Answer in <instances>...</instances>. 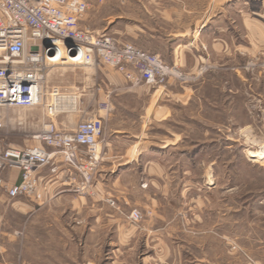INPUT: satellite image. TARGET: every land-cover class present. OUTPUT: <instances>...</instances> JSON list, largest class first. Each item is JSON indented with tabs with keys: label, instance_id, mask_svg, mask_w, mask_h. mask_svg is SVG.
<instances>
[{
	"label": "crops",
	"instance_id": "obj_1",
	"mask_svg": "<svg viewBox=\"0 0 264 264\" xmlns=\"http://www.w3.org/2000/svg\"><path fill=\"white\" fill-rule=\"evenodd\" d=\"M86 1L88 9L78 23L81 29L156 53L187 74L205 64L236 72L243 43L250 50L264 36V0ZM44 86L46 91L58 87L63 95L75 96V106L63 98V109L53 115L43 106L0 107V150L42 146L56 166L55 172L48 165L36 171L39 200L10 198L7 189L19 181L20 170L0 171V249L15 251V259L18 250H25L24 256L31 259L28 264H44L48 242L36 235L43 236L51 226L58 237L59 232L63 237L78 229L85 235H103L104 260L111 264H124L122 251H129V242L138 237L146 242L143 246L151 242L163 252L166 264H252L242 263L232 255L235 252L220 259L219 251L226 245L220 235L239 230V216L226 217L233 221L232 229L223 225L224 215L223 222L219 218L204 229V175L193 177V149L186 146V129L161 130L168 122L191 120L186 113L192 101L191 84L134 85L122 73L98 63L49 68ZM105 104L108 109L102 108ZM175 105L184 113L177 114ZM91 116L102 119L104 141L91 183L80 188V172L38 134L48 123L58 132H73L79 121ZM131 208L148 213L140 225L131 224L122 214ZM183 210L193 215L186 225L178 219ZM22 233L23 239H18ZM204 234L217 236L216 252ZM195 247L199 256L192 253ZM30 250L41 251L39 262L34 261L36 255H27ZM156 255L160 259L152 252L143 255L141 262L148 263Z\"/></svg>",
	"mask_w": 264,
	"mask_h": 264
},
{
	"label": "rangeland",
	"instance_id": "obj_2",
	"mask_svg": "<svg viewBox=\"0 0 264 264\" xmlns=\"http://www.w3.org/2000/svg\"><path fill=\"white\" fill-rule=\"evenodd\" d=\"M246 44L242 45L236 72L222 71L219 67H207L205 64L199 66L195 73L187 74L161 57L172 69V74L151 86H164L169 81L192 85V101L186 110L187 115L191 114V120L177 119L176 122H168L161 130L186 129V146L193 149V177L200 179L204 175V229L211 228L219 218L223 222V215L226 219L223 225L232 229L233 221L226 217L232 213L239 216L236 222L239 230L220 235L225 236L226 243L219 251L220 259L227 252H235L237 254L232 255L240 257L242 263L264 264V157L254 158L253 155L254 152L264 155V36L258 38L253 49H247ZM175 108L177 114L184 113L179 105ZM108 202L117 207L114 200L108 199ZM132 209L138 208L122 214L131 224L140 225L148 213L138 209L142 218L134 222L127 218ZM181 212L178 219L186 225L193 215L188 210ZM49 229L43 236L36 235V238L48 242L49 256L42 258L44 264H111L104 260L103 235H85L83 229H78L75 233L65 232L63 237L59 232L58 237L53 227ZM23 233L18 234V239L23 237ZM216 237L204 234L205 242L211 241L209 247L213 244V252L217 251ZM95 243L97 246L94 248L92 245ZM143 243L146 244L139 237L129 242L130 250L122 251L124 264L167 263L168 257H164L163 252L154 248L151 242L148 246H143ZM195 248L192 253L199 256L200 250ZM14 252L0 249V264H28L31 261L30 257L24 256L25 250L17 251L18 259L14 258ZM40 252L30 250L27 255H36L38 260L34 261L39 262ZM152 252L159 254L160 259L156 255L154 260L149 258L148 263H142L143 255Z\"/></svg>",
	"mask_w": 264,
	"mask_h": 264
},
{
	"label": "built area",
	"instance_id": "obj_3",
	"mask_svg": "<svg viewBox=\"0 0 264 264\" xmlns=\"http://www.w3.org/2000/svg\"><path fill=\"white\" fill-rule=\"evenodd\" d=\"M87 9L86 0H0V107L43 106L46 113L53 115L63 109V98L75 106L76 97L63 95L58 87L46 91V72L54 66L103 63L134 85H156L172 74L156 53L81 29L78 23ZM102 108L108 109V105ZM38 138L80 172V188L88 187L104 141L100 117L79 121L70 133L58 132L53 123H48ZM46 165L56 171L52 154L42 146H7L0 150V171L8 167L20 170L19 181L7 189L8 196H33L39 200L36 171ZM127 218L137 222L142 213L132 209Z\"/></svg>",
	"mask_w": 264,
	"mask_h": 264
},
{
	"label": "bare ground",
	"instance_id": "obj_4",
	"mask_svg": "<svg viewBox=\"0 0 264 264\" xmlns=\"http://www.w3.org/2000/svg\"><path fill=\"white\" fill-rule=\"evenodd\" d=\"M253 155H255V157L254 158H257V157H264V155L263 154H260V153H258V152H254V154ZM254 161V160H253Z\"/></svg>",
	"mask_w": 264,
	"mask_h": 264
}]
</instances>
